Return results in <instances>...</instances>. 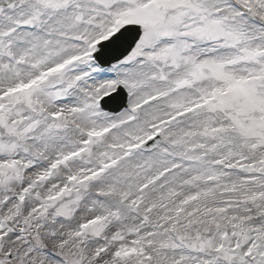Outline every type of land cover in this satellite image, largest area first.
Masks as SVG:
<instances>
[{"label": "snow or ice", "instance_id": "6c2138e0", "mask_svg": "<svg viewBox=\"0 0 264 264\" xmlns=\"http://www.w3.org/2000/svg\"><path fill=\"white\" fill-rule=\"evenodd\" d=\"M0 264H264V0H0Z\"/></svg>", "mask_w": 264, "mask_h": 264}]
</instances>
